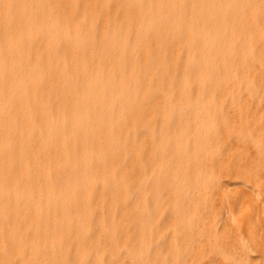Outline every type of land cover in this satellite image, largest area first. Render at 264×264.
<instances>
[{
	"label": "bare ground",
	"instance_id": "6f19581e",
	"mask_svg": "<svg viewBox=\"0 0 264 264\" xmlns=\"http://www.w3.org/2000/svg\"><path fill=\"white\" fill-rule=\"evenodd\" d=\"M0 264H264V0H0Z\"/></svg>",
	"mask_w": 264,
	"mask_h": 264
}]
</instances>
